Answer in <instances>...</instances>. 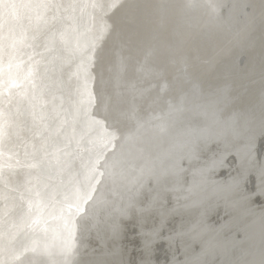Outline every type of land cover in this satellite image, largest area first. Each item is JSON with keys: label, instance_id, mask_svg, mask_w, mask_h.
I'll list each match as a JSON object with an SVG mask.
<instances>
[{"label": "water", "instance_id": "1", "mask_svg": "<svg viewBox=\"0 0 264 264\" xmlns=\"http://www.w3.org/2000/svg\"><path fill=\"white\" fill-rule=\"evenodd\" d=\"M135 2L140 8L136 13L137 23L131 29L123 15L109 19L111 13L105 15L99 9H93L91 34H98L105 25L109 28L95 44L104 60H97L93 54L90 71L94 77L92 113L102 120L103 115L97 114V93L101 87L110 86L112 52L123 49L128 61L127 69L122 73L124 80L145 90L143 96L138 95L133 101L140 119L145 122L144 127L137 130L131 123L121 125L124 135L132 137L131 142L121 148L115 139L105 154L107 156L113 148L117 155L125 153L127 175L133 179L139 177V182L127 186L114 209L97 210L83 231L75 218L73 245L62 248L55 242L51 245L52 251H64L63 256L56 258L67 264L73 260L81 261V264H98L100 261L142 264L145 259L154 264H169L174 252L161 236L180 231L178 238L185 245L187 257L197 249V243L184 236L193 234L200 238L196 241L198 246L213 251V246L218 244V249L231 256L238 240H233L235 230L228 233L227 228L239 218L250 217L251 222L247 223L250 235L245 246L251 249L248 259L258 260L262 242L254 249L247 241L251 238H255L254 243L262 241L258 235L262 236L263 200L256 198L257 193L250 196L246 178L236 191L238 185L229 186L234 178L239 179L238 176H232V172L222 176L221 166L216 168L221 163L230 165L226 156L231 146L235 147L243 171L247 173L253 160L264 162L263 140L258 139L264 132L261 0H216L218 6L214 13L204 7L184 12L177 6L180 0H165L168 7L162 10L154 7L159 0ZM203 2L207 3V0ZM50 12L51 9L45 12L41 22ZM57 22V18L45 22L42 36ZM50 48L48 38L44 50ZM149 49L152 55L146 58ZM141 64L145 65L143 71ZM40 72L38 69V79ZM38 79L36 76V81ZM72 82L75 84L74 80ZM165 82L170 84L167 89H163ZM44 83L39 82L40 87L37 86L39 94L46 91ZM70 86L67 83V90ZM180 97L188 100L187 105L179 112L169 113L168 105ZM208 100L213 103L212 114L201 108ZM162 126L163 132L160 131ZM110 129L115 131L118 139L121 132ZM190 129H204L205 134L188 136L186 130ZM212 151H216L215 154ZM209 161L214 164L206 167ZM13 180L16 179L9 180L10 185L20 187V179L18 184ZM98 187L100 192L96 195L107 198L112 186L98 183ZM133 201L135 210L119 214L121 204L127 206ZM173 201L178 207L166 211ZM146 204L150 206L141 213L140 209ZM193 207H199L201 211L195 209L187 221L177 216L190 215L186 209ZM225 207L233 217L229 216L224 226H218L217 216ZM214 211L219 212L216 219L211 216ZM196 216L201 222L192 223ZM204 225L217 228L210 231ZM114 228L117 231L114 232ZM145 232L153 238L148 248L144 247ZM97 238L102 241L106 256L100 255L101 247L95 249ZM153 247L155 249L151 251ZM214 263L222 264L217 260Z\"/></svg>", "mask_w": 264, "mask_h": 264}, {"label": "bare ground", "instance_id": "2", "mask_svg": "<svg viewBox=\"0 0 264 264\" xmlns=\"http://www.w3.org/2000/svg\"><path fill=\"white\" fill-rule=\"evenodd\" d=\"M39 2H46L54 5V7L37 9L6 6ZM88 3H91V0H0V260L4 259L5 252L9 256L16 255L22 252L25 247L31 248L37 243L46 242L53 245V243L59 242L62 248L72 246L76 234V217L72 218L70 224L65 225V221L60 218V209L61 207L67 209V203L81 185L90 183L93 187H98L101 178L99 171L96 173L95 179L91 178L89 172V165L96 160L97 152L91 141L94 137L103 135L104 129L97 131L90 125V120H103L92 113L95 102L92 91L94 77L92 71H90L93 53L87 51L86 46L89 40H93L91 34L93 9L80 6ZM69 5L73 6L69 7ZM48 9H51L48 18L41 22ZM55 18L58 22L42 36L41 30L44 23ZM73 29L75 30L73 35L79 34V48L76 51H73V49H77L75 39H73L70 48L59 40L61 32L72 31ZM48 38L51 41L52 48L44 50L45 40ZM93 43L96 44V40H93ZM59 52L62 54L59 55ZM38 69L41 70L39 79ZM36 76L39 82H45L43 87L46 91L42 94H39L37 90L39 89L37 87L39 82L36 81ZM72 80L75 81V84ZM67 83L71 84L69 90H67ZM81 92L84 93L83 97L80 95ZM88 93L92 95L90 105L87 103ZM82 99L84 109L88 115L84 116L80 123L65 124V120L70 119L66 116V113L75 112ZM81 128L86 133L83 135V139L81 138ZM107 130L114 133L116 137L114 130L110 128ZM69 140H71V143H69ZM114 142L115 139L108 144L107 150L112 148ZM47 144H55V148H49V151L53 153L52 159L46 161L43 169L34 168L33 165L36 164L38 155H42V152L38 154L37 150L41 148V145ZM236 155L238 156L237 152ZM252 169H250L251 171L248 170L247 173L242 168L245 177L247 173L246 185L250 188V192L254 191L252 185L254 179L250 175L253 172ZM253 174L255 173L253 172ZM10 179H16L13 181L17 184L18 179H20V187L15 188L14 184L10 185ZM241 179H238L240 185L243 181ZM256 193H259V191ZM223 205L225 206V204ZM198 208L193 207L186 210L189 211L190 215L186 213L177 216H182L181 218L187 221L192 217L191 212H196L195 209L201 211ZM66 212L64 213L65 218L67 216ZM218 213V211H214L211 214L212 218L216 219L215 216ZM219 215L221 217L224 214ZM44 218L52 219V221L49 225L39 228V224ZM237 221H239L238 225L233 223L235 225H233L235 229L233 240L235 238L238 241L244 240L243 238L246 239L247 235H250L247 223L251 222V218L243 220L239 218L234 222ZM215 229L213 227V230ZM243 233L246 234L242 236ZM171 235L169 233L170 237ZM258 237L261 238L262 236L258 235ZM184 238H188L190 242L195 243L200 239L195 238V234L186 235ZM170 240L171 238L169 242ZM174 241L177 242V240ZM254 242L255 238H251L247 241V244L251 246ZM180 243L182 242H179L178 245ZM239 243H237V246H241ZM244 245L243 243L242 246ZM159 246H162V244ZM213 247V251L220 250L217 248L218 244ZM153 249L155 247L151 251ZM220 251L219 255H221ZM179 252L182 253V250ZM212 253L210 252V254ZM237 253L239 252L237 251ZM237 253L232 251L231 258L238 256ZM175 254L177 255V253ZM242 255L239 257H242ZM223 256H226V254ZM227 256L225 258L230 257L229 254ZM204 257L202 255L203 259ZM187 258L186 260L190 257ZM173 261L175 262V260ZM151 264L154 263L151 262Z\"/></svg>", "mask_w": 264, "mask_h": 264}, {"label": "snow or ice", "instance_id": "3", "mask_svg": "<svg viewBox=\"0 0 264 264\" xmlns=\"http://www.w3.org/2000/svg\"><path fill=\"white\" fill-rule=\"evenodd\" d=\"M11 8H48L54 7L46 2H39L35 4H11L6 5ZM73 5H69L72 7ZM81 7H90L92 9H99L102 13L107 15L111 13L109 19H113L118 15H123L126 19L129 28H134L137 23V10L140 5L135 2V0H91V3L80 5ZM184 12H188L192 9L204 7L210 9L213 13L218 6L216 0H207L204 3L203 0H180L177 5ZM157 9H165L168 7L165 0H159L157 4L154 5ZM260 16L261 21L264 23V0L260 3ZM162 19V18H161ZM115 24V20H114ZM109 26L105 25L103 29L98 30L97 33H92L93 40H98L104 32L108 31ZM115 31V28H113ZM75 30L63 31L59 35V40L61 43L67 47H71L73 39L77 42V49L79 48V34L73 35ZM93 40H89L87 43V51L94 54L97 60L103 61L104 55L101 50L97 49ZM152 55V50L149 49L146 52V58ZM111 65V79L108 82L109 87H101L100 91L97 93V114L103 115V121L90 120V125L93 129L99 131L104 129L103 135H98L94 137L91 141L93 147L97 149L96 160L89 165V172L91 178L95 179L96 173L99 169H103L99 172V175L104 179L98 183H108L112 186L110 189L109 196L107 198L100 197L96 193L100 192L99 187H93L90 183L87 185H81L80 188L74 193L73 197L67 203V216L65 218V209L61 207V219L65 221V225L72 222V218L76 217V223L80 226L81 231H83L90 220L94 218V213L97 210L104 209H114L118 200L123 198L124 191L127 189L129 184H135L139 182V177L133 179L127 175L125 163L126 154L121 152L117 155V150L113 148V151L107 156L104 153L107 151L108 144L112 140L116 139L117 144L123 148L124 145L131 142L132 137L124 135L121 125H127L129 123L133 124L137 130L144 127L145 122H143L136 110L134 100L136 96H143V89L139 88L136 84L124 80L122 73H124L128 66L127 57L123 55V49H117L111 53V58L109 60ZM145 65H140V70L143 71ZM170 86L169 82H165L163 89H167ZM196 85L193 84V89L195 90ZM83 97L84 93H80ZM87 103L90 105L92 103L91 93L87 94ZM131 98V99H130ZM188 100L185 97H180L174 103L168 105V112L175 113L183 110L187 105ZM202 110L209 114H212L213 103L211 100L206 101L202 106ZM87 112L84 109L83 99L77 106L75 112L66 113V116L70 119L65 120V124L80 123L84 116H87ZM108 128H115L121 132L120 137L117 139L114 133L109 132ZM160 131H165L162 126ZM81 138L83 139L84 129L81 128ZM188 136H202L205 134L204 129H190L186 130ZM71 143V140H69ZM49 148H55V144L41 145V148L37 150L38 154L42 152V155H38L36 164L33 165L34 168L43 169L46 161L52 159L53 153L49 151ZM58 150V149H57ZM214 161H209L206 167H211ZM258 172H259V190L264 192V162H258ZM142 174V173H141ZM238 180L233 179V183L229 187H236L238 185ZM114 190V191H113ZM39 195V193H38ZM150 205H145L140 209L141 213L147 210ZM135 210V202H131L129 205L125 206L121 204L119 209V214L123 215L128 211ZM117 231V229H113ZM148 243L145 247H149L151 237H148ZM65 253L61 251L56 253L52 251V246L48 243H37L31 248L25 247L22 252L16 255L9 256L7 252L4 253V259L0 260V264H67V261L63 259H57V255L63 256ZM243 255H247L244 253ZM71 264H81V261L73 260ZM98 264H124L123 261H100ZM142 264H151L150 260L145 259ZM187 264H208L207 261H201L199 259L189 261ZM234 264H264V218H262V243L260 249V258L256 259H240L234 262Z\"/></svg>", "mask_w": 264, "mask_h": 264}, {"label": "rangeland", "instance_id": "4", "mask_svg": "<svg viewBox=\"0 0 264 264\" xmlns=\"http://www.w3.org/2000/svg\"><path fill=\"white\" fill-rule=\"evenodd\" d=\"M38 128H40V126H38ZM258 139H261V140H263V145H264V132L262 133V134H260V136L258 137ZM260 141V140H259ZM235 143V142H234ZM213 152V154H214V152H216V151H212ZM239 158V156H237L236 155V150H235V147H233V146H231L230 148H229V151H228V154H227V156H226V159L227 160H230V162L228 161V163L230 164L229 166H227V165H224L223 163H221V165L219 164V166H217V168L216 169H218L220 166H221V168H219L221 171H223L224 173H222L223 174V176H228V174H229V172H232V176H238V178H240L241 179V177H242V179L241 180H244L246 177H247V173H246V177H245V173H243V172H241V170H240V167L242 166L239 162V160L240 159H238ZM259 162H261V159L259 160ZM256 163V164H255ZM238 164H239V166H238ZM255 164V165H254ZM252 168L253 169H256V170H253L252 169V171L256 174H253V172H251L250 173V175H251V177H252V179H254V180H252V185H253V190L254 191H252V192H250V195H253V194H256V192H258L259 191V193H257L256 194V198H259V199H261V200H264V193L263 192H261L260 190H259V187L257 186V185H259L258 183H259V172H258V162L256 161V160H253V163H252ZM255 166V167H254ZM257 166V167H256ZM238 168V169H237ZM102 170V168L101 169H99V172ZM251 171V170H250ZM102 172V171H101ZM225 172H227V173H225ZM258 172V173H257ZM236 173H237V175H236ZM239 173H241V174H239ZM240 175V176H239ZM242 175V176H241ZM256 176V177H255ZM101 177V176H100ZM245 177V178H244ZM102 178V177H101ZM100 178V179H101ZM244 178V179H243ZM251 179V178H250ZM257 179V180H256ZM247 180H248V178H247ZM258 182V183H257ZM239 186H237V191L239 190V188L238 187H240L241 185H242V183H241V185L240 184H238ZM255 185V186H254ZM258 187V188H257ZM257 190V191H256ZM257 195H258V197H257ZM262 202V201H261ZM176 205H175V204ZM263 203H264V201H263ZM175 206H174V205ZM172 206H174V207H172ZM176 206H177V203L176 202H172L171 203V205H169V206H167L166 208V211H171V210H173V209H175L176 208ZM220 206V205H219ZM178 207V206H177ZM66 208H67V205H66ZM169 208V209H168ZM189 209H191V208H188V209H186V210H189ZM199 209V208H198ZM67 209H65V211H66ZM223 210V211H222ZM222 210H221V212H220V214H224V215H222L221 217H220V215L218 216V223H219V226H223V224L225 225L226 224V221L227 220H229L227 217H229L228 215H230L228 212H229V210H226V208H222ZM228 211V212H227ZM67 213V212H66ZM228 214V215H225V214ZM224 216V217H223ZM231 216V215H230ZM231 217H233V216H231ZM220 218H221V223H220ZM225 218V219H224ZM226 220L225 222H224V220ZM197 220H199V218H198V216H196L195 218H194V220H193V222L192 223H196V222H201V221H197ZM223 220V221H222ZM51 221H52V219H43L42 221H41V223L39 224V228H42V226H44V225H49L50 223H51ZM45 223V224H44ZM217 223V224H218ZM234 224H236V225H238V223H239V221H237V222H233ZM231 224V226H229V229L227 228V231H228V233H232L235 229H234V224ZM221 224V225H220ZM234 225V226H233ZM205 226V225H204ZM209 226V227H208ZM211 227H212V229H211ZM230 227H232L231 229H230ZM207 228H208V230H213V226H210V225H207ZM217 228V227H216ZM214 229H215V227H214ZM233 229V230H232ZM178 230V229H177ZM216 230V229H215ZM230 230H232V231H230ZM146 233V232H145ZM171 234H173V235H171ZM179 234H181L180 233V231H177L175 234L174 233H170V235H171V237L169 236V234H164L163 236H161V239L163 240V238H164V240L163 241H166V239H167V243H168V245H171V247H172V251L174 252V250H175V252H174V254H173V256L174 255H176L175 253H177V255L176 256H172V258H171V260H172V262H174L173 260H175V262L174 263H172V262H170L169 264H187V262H188V260H190V258H191V260L190 261H192V259L194 258L195 260L196 259H199V260H201L202 259V261L204 260V261H206L207 260V262H208V264H213L214 263V260L215 259H217V261H219V262H221L222 260H223V262H221L222 264L224 263V264H227L228 263V260H229V263L228 264H234V261L236 260H240V258L241 259H243V258H249L250 257V255H248V254H250V252L249 251H251V249H250V247H247V246H242L243 245V243L245 244V240L247 239H245V238H243L244 240H240V241H238L237 243H239V244H241V246L239 245V246H237V243L235 244V251H236V253H237V251L239 252V253H237L238 254V256H236V257H234V258H231V256L229 257V258H225V257H228L227 255L226 256H223V255H225V253L223 254V251L221 250H214V251H209L207 248H202V247H200L199 248V246H198V242H197V245L195 246L196 248H197V250H195V252L191 255V257L188 259L187 258V255H185V245L184 244H182V243H180V245H178L179 244V242H182L180 239H178V236H179ZM244 234H246V233H243V235L242 236H244ZM173 236H175V237H173ZM176 236H177V238H176ZM248 236V235H247ZM145 237H151V239H153L152 238V235L151 234H147L146 233V236ZM168 237H170L171 238V240H170V242H169V239H168ZM240 237V236H239ZM166 238V239H165ZM174 240H177V242L176 241H174ZM99 243H98V242ZM151 241V240H150ZM173 241V242H172ZM179 241V242H178ZM242 241H243V243H242ZM95 249L96 248H98V246L100 247V246H102V241L101 240H99L98 238H97V240L95 239ZM174 244H172V243ZM260 242H262V241H260ZM260 242L257 244V243H253V248L254 249H258L259 247H260ZM146 243H148V240H147V242ZM146 243L144 244V247H145V245H146ZM100 244V245H99ZM98 245V246H97ZM179 247H178V246ZM182 245H183V247H182ZM256 245V246H255ZM58 246H60L59 245V243H58ZM150 246V245H149ZM175 246V247H174ZM189 246H191V245H189ZM198 246V247H197ZM177 247V248H176ZM181 247V248H180ZM240 247H242V249H240ZM247 247V248H246ZM256 247V248H255ZM102 249V252H100V255L101 256H106V254L105 253H103V251H104V249H103V247H101ZM146 248V247H145ZM148 248V247H147ZM183 248V249H182ZM241 250H239V249ZM177 249V250H176ZM238 249V250H237ZM100 250V251H101ZM182 250V253L181 252H179V251H181ZM202 250H204V251H202ZM243 250V251H242ZM246 250V251H245ZM249 250V251H248ZM219 251L221 252V255H219ZM245 251V253H247V255L245 256V255H242V253ZM205 252V253H204ZM210 252L212 253V254H210ZM214 252H215V254H214ZM241 252V253H240ZM200 253V254H199ZM204 253V254H203ZM181 254V255H180ZM194 254H195V256H194ZM199 254V255H198ZM203 255V257H204V259L202 258V255ZM214 254V255H213ZM229 254V253H228ZM244 254V253H243ZM184 255V256H183ZM197 255V256H196ZM208 255V257H206ZM218 255H219V257L221 258H219L218 257ZM242 255V257H239V256H241ZM200 256H201V258H200ZM211 256V257H210ZM216 257V258H212V257ZM222 256H223V258H222ZM177 257V258H176ZM179 257L182 259H180L179 260ZM188 259V260H186V258ZM236 258V259H235ZM177 259V260H176ZM183 259H185L186 261H184ZM193 259V260H194ZM210 259V260H209ZM225 259H226V261H227V263H226V261H225ZM228 259V260H227ZM231 259V260H230ZM179 260V261H178ZM221 260V261H220ZM234 260V261H233ZM181 261H182V263H181ZM183 261H184V263H183ZM179 262V263H178ZM209 262H211V263H209Z\"/></svg>", "mask_w": 264, "mask_h": 264}]
</instances>
